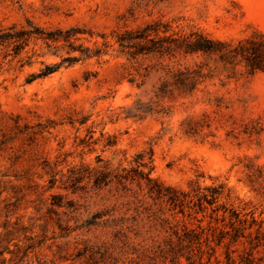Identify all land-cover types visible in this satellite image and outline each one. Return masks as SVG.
<instances>
[{
	"label": "rangeland",
	"instance_id": "1",
	"mask_svg": "<svg viewBox=\"0 0 264 264\" xmlns=\"http://www.w3.org/2000/svg\"><path fill=\"white\" fill-rule=\"evenodd\" d=\"M28 20L82 32L79 50L63 39L31 38L18 54L0 45V264H171L167 197L144 179L96 183L123 169L195 200L217 187L216 205L264 220V0H0V29ZM125 30L131 49L117 41ZM196 39L210 49L185 51ZM144 44L171 47L134 53ZM214 215L197 214L221 226ZM255 255L264 264V245Z\"/></svg>",
	"mask_w": 264,
	"mask_h": 264
},
{
	"label": "trees",
	"instance_id": "2",
	"mask_svg": "<svg viewBox=\"0 0 264 264\" xmlns=\"http://www.w3.org/2000/svg\"><path fill=\"white\" fill-rule=\"evenodd\" d=\"M27 25V26H26ZM26 25H22L20 28L16 26H11L7 30L0 29V45L8 43L13 47L15 53H20V51L29 43L31 38H42L46 41L50 40H60L63 39L69 43V47L72 50H77L78 48L74 45V41L71 40L72 36L81 33L77 27H72L66 30L60 28L53 29L49 31H44L40 26L35 25L31 20L27 21ZM152 25H148L143 28V36H138L141 39L146 40V44L149 41H153L150 37ZM157 31V30H154ZM134 30H125L118 34L117 41L122 48L131 49L134 47ZM165 38V37H164ZM169 38V37H166ZM76 39V38H75ZM201 40H191L186 43L185 51L193 52L200 47L203 49H210L209 46H200ZM142 45L134 53H148L155 51L163 53L170 49V45L158 46L156 48ZM79 50V49H78ZM83 56L100 55L102 51L95 50V52H90L87 49H81ZM80 58L77 56H67L64 58V62L71 64ZM251 59V58H248ZM251 65L253 67H259L260 62L255 58H252ZM250 61V60H249ZM60 67L58 65H46L38 74L34 75L36 77H45ZM138 111L131 110L129 115H135ZM137 158L142 159L141 154ZM140 165H144L143 162ZM102 179L96 178V183L99 185L101 181L109 183L110 181H115L118 185L124 188L129 187V183L135 180L141 182L143 179L146 181L149 191L156 194L157 198H166L167 202L171 205L172 213L174 218H176L175 224H172L169 219H164L166 222L170 223V228L172 229V234L176 237V240L170 239V246L165 252V257L170 259L171 264H184L182 262V257L187 259L185 264H263L261 262L262 257L256 256L255 251H260V247L264 245V220L258 219L256 216L244 214L242 215L239 211L229 208L225 205H216L218 201V195L220 190L217 187L211 188V194L198 196L195 200L190 197L189 192L177 190L171 186H164L159 181L150 177L149 172L144 173L138 171L137 168L123 169V171L112 173H103ZM111 174V180H106ZM106 177V178H105ZM113 179V180H112ZM212 206L213 212L216 215L212 216L213 220H221L223 224L213 225L212 222L205 227L201 224L202 219L198 218L197 214L204 211L207 207ZM222 209V214L219 216L218 212ZM187 216L189 218H196L198 224L194 227L188 225L186 222L179 221L178 215ZM224 247V259L220 258L217 253V247ZM239 246H243L242 252L239 253V257H235L233 253L239 251Z\"/></svg>",
	"mask_w": 264,
	"mask_h": 264
}]
</instances>
